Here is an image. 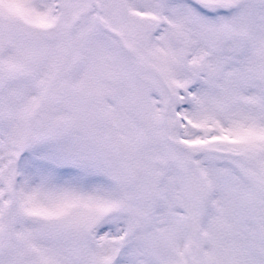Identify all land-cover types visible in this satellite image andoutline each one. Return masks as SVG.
Returning a JSON list of instances; mask_svg holds the SVG:
<instances>
[{"label":"snow or ice","instance_id":"1","mask_svg":"<svg viewBox=\"0 0 264 264\" xmlns=\"http://www.w3.org/2000/svg\"><path fill=\"white\" fill-rule=\"evenodd\" d=\"M0 264H264V0H0Z\"/></svg>","mask_w":264,"mask_h":264}]
</instances>
